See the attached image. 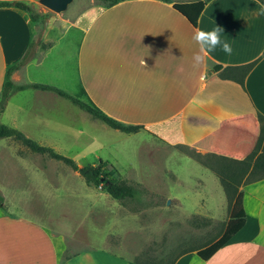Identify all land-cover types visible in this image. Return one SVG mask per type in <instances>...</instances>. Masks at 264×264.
Wrapping results in <instances>:
<instances>
[{
    "label": "crops",
    "instance_id": "1",
    "mask_svg": "<svg viewBox=\"0 0 264 264\" xmlns=\"http://www.w3.org/2000/svg\"><path fill=\"white\" fill-rule=\"evenodd\" d=\"M196 1L205 0H122L97 11L77 25L75 38L65 39L69 64L49 58L58 39L34 42L33 23L15 1L0 7V94L7 67L17 64L10 75L16 84L85 93L108 116L143 125L154 141L242 159L257 139L258 114L264 116V4L206 0L193 25L173 4ZM253 61L244 86L212 70ZM17 97L25 102L19 105L25 115L19 112L17 129L54 149L51 135L57 130L51 121L27 127V120L30 125L42 115H36L38 99L69 113L78 106L55 92L27 88L8 98L2 115ZM0 140V152L11 157L17 143ZM239 189L243 227L208 259L190 250L173 264H264V179ZM85 239L72 224L57 223L52 231L28 215L0 209V264H137L105 248L79 247Z\"/></svg>",
    "mask_w": 264,
    "mask_h": 264
},
{
    "label": "rangeland",
    "instance_id": "2",
    "mask_svg": "<svg viewBox=\"0 0 264 264\" xmlns=\"http://www.w3.org/2000/svg\"><path fill=\"white\" fill-rule=\"evenodd\" d=\"M21 1L32 8L34 42L58 39L49 58L66 64L71 58L65 39L75 38L77 25H84L103 5L102 0H73L64 11L54 12L40 0ZM32 72L43 80L38 71ZM20 99L14 98L8 112L0 114V123L18 128L19 112L25 115ZM37 104L36 115H42L32 118L30 125L27 120V127L36 129L43 127L41 120L51 121L57 130L51 135L56 152L71 158L79 169L103 162L110 176L138 187L135 198L117 201L87 183L79 170L12 138L17 143L12 156L0 152V209L28 215L52 231L57 223L72 224L86 237L79 247L105 248L135 263L170 261L222 234L229 218L227 201L216 175L192 155L197 150L166 146L145 130L126 134L79 107L69 113L43 98ZM66 128L73 132H64Z\"/></svg>",
    "mask_w": 264,
    "mask_h": 264
},
{
    "label": "trees",
    "instance_id": "3",
    "mask_svg": "<svg viewBox=\"0 0 264 264\" xmlns=\"http://www.w3.org/2000/svg\"><path fill=\"white\" fill-rule=\"evenodd\" d=\"M13 1H15L13 6L26 12L30 17L31 22L34 23L35 20L34 15H32V8L28 3H25L21 0H2L0 1V7L11 6ZM102 1L103 5L98 11L112 6L122 0ZM258 1L264 4V0ZM205 4L206 0L181 4L174 3L173 7L179 13L184 15L193 25H196L197 18ZM27 55L28 53L25 55V58ZM255 62L256 61L240 66H230L225 68H222L221 65H215L212 70L218 72L221 78L232 79L239 83L241 86H244V78L251 70ZM17 66V64L10 65L6 69L0 94V114L3 112L8 98L13 93L27 88H37L55 92L59 96L69 100L72 104L78 106L81 110L90 114L93 118L99 119L107 126L126 134H134L144 129L143 125L124 123L108 116L94 102H92L85 93H70L56 86L40 83L16 84L11 80L10 75L17 68ZM258 120L259 133L257 139L254 143L253 148L246 154L244 158L235 159L216 154L202 155L197 152L192 153V155L200 164L210 169L218 178L227 201L229 212V218L222 234L211 243L195 249L197 254L202 259H208L210 256H212L245 224V211L242 203L243 192L239 189L240 186L242 184L253 183L264 179V116L258 114ZM6 137H11L14 140L20 142L22 145H24L34 153L47 154L53 159L61 160L74 170L79 169L77 164L71 158L64 156L56 152L54 149L43 146L36 141L26 137L15 127L0 123V139ZM104 166L105 164L101 162L98 166L83 167L82 176L84 177L85 181L87 183L93 184L94 186L100 187L111 198L117 201L124 202L127 199H134L138 187H136V185L134 184L129 183L125 179L123 180L110 176L108 172L103 170ZM2 201L3 198L0 195V204L2 203ZM175 259L176 257L170 261L159 260L152 264H173Z\"/></svg>",
    "mask_w": 264,
    "mask_h": 264
},
{
    "label": "water",
    "instance_id": "4",
    "mask_svg": "<svg viewBox=\"0 0 264 264\" xmlns=\"http://www.w3.org/2000/svg\"><path fill=\"white\" fill-rule=\"evenodd\" d=\"M72 1L73 0H40V3L51 11L61 12L64 11ZM78 170L80 173L83 172L82 169Z\"/></svg>",
    "mask_w": 264,
    "mask_h": 264
}]
</instances>
